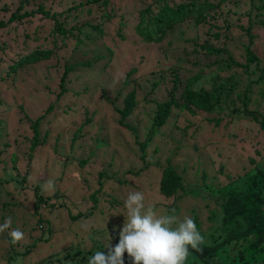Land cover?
Segmentation results:
<instances>
[{"label":"rangeland","instance_id":"obj_1","mask_svg":"<svg viewBox=\"0 0 264 264\" xmlns=\"http://www.w3.org/2000/svg\"><path fill=\"white\" fill-rule=\"evenodd\" d=\"M117 3L125 10L130 7L132 0H118ZM248 8V0H229L220 11V22H223L226 14L227 22L222 24L228 23L230 29L215 41V45L224 49L235 61H243L244 48L248 44L243 30L247 27V20L245 17L237 20L236 15ZM226 10H229L228 13ZM261 18L264 20V16ZM5 19L6 16H3L2 20ZM6 30L10 33L0 32V44L6 42L7 47L4 51L0 50V56L8 54L6 60L9 61L8 58L14 59L12 52L23 44L18 36L20 30H12V27ZM204 31V28L195 30L186 24L175 28L159 44L137 41L133 47L130 45L133 37L128 36L130 43L115 42V47L110 51L106 49L110 43L104 38H94L92 42H84L81 46L59 50L48 61L20 67L10 80L0 82L3 126L0 131V176L5 168L12 165L15 166L13 173L23 175L27 172L23 189L14 190L7 185L4 190L9 195L8 199L14 197L21 203L20 208H12L16 217L20 222L29 219L27 212L31 210L34 201L31 188H45L48 181L54 183L55 190L45 191L47 195L64 196L65 193L76 205L72 211L73 221L58 222L52 230L53 237L39 244L38 253L32 252L25 264H34L46 253L59 252L68 247L67 251H70L77 247L79 238L87 235H90L95 248L100 244L98 237L102 233L101 237H110L112 242L109 241L108 244L111 242L110 245H114L117 241L114 243L112 240L113 232L110 228L115 233L114 221L125 214L123 204L127 194L131 191H143L147 192L151 203L152 198L156 200V194L146 190L151 187L149 182L157 179V168L163 167L167 160L177 170L190 193L179 192L180 199L175 203L157 194L160 199L156 200L160 201V205L155 208L157 213L174 215L178 222L185 216L195 219L198 231L203 233L204 244H211L214 240L221 242L225 238L229 224L222 226L219 224L220 214L212 213L217 209L213 200L220 202L222 198L220 193L213 190L218 186L215 175L222 176L225 172L240 174L236 171L240 165L245 167L243 170H250L255 166L259 170L263 169L264 138L258 137L256 129L241 119H234L226 126L220 123L211 130L212 125L205 126L201 123L202 114L192 117L184 111H173L175 114L155 131V135L141 152L133 136L118 127V116L111 105L120 106L121 97L115 98L116 91L123 88V80L131 68L135 69L133 78H140L149 73L157 74L176 63L183 64L185 54L192 47L185 39L197 42L205 37ZM261 32V37L256 39L252 48L263 57L264 29ZM72 63L78 66L72 75L66 77L69 79L66 93L56 99L63 65ZM190 71L194 72V69ZM203 71L207 73L209 69ZM49 106L52 107L51 111L40 123L38 145L29 151L33 134L22 117L21 110L29 118H34ZM151 117L147 108L139 106L129 118V122L137 128L138 142L145 138ZM78 127L82 131L70 144ZM213 142L220 143L209 145ZM222 143L228 149L220 148ZM232 146L237 149L233 155L240 164L238 166L233 162L234 158H228ZM134 172L136 173L133 174ZM121 181L125 185L124 182L120 185ZM96 191L100 192L93 201L97 203L86 201ZM106 199L108 200L102 206ZM116 206L118 210L111 216V210ZM148 206L145 203V207ZM57 215L55 213L48 218L53 220ZM61 218H64V213L56 219ZM208 231L211 232L207 234ZM1 235L0 264L6 253L3 250L6 242L3 234ZM28 241V237L24 235L20 242L26 244ZM237 245V242L224 245L214 258L215 264H225L228 259L234 258ZM45 248L46 251L43 250ZM53 262L52 260L50 263ZM185 264L202 263L189 255Z\"/></svg>","mask_w":264,"mask_h":264},{"label":"trees","instance_id":"obj_2","mask_svg":"<svg viewBox=\"0 0 264 264\" xmlns=\"http://www.w3.org/2000/svg\"><path fill=\"white\" fill-rule=\"evenodd\" d=\"M117 1L0 0V32L9 34L10 31L6 30L9 27H12V30H20L18 36L23 44L17 51L12 52L14 59L8 58L7 61L8 54H4L5 57L0 56V82L10 80L20 67L48 61L59 50L81 46L84 42H92L94 38H104L110 43L106 48L109 51L115 47V42H129L128 36L133 37L130 44L132 47L137 41L143 44H159L175 28L189 24L195 30L204 28L205 37L197 42L185 39L192 47L185 54L183 64L176 63L172 67L158 71L157 74L149 73L140 78H133L134 68L126 73L123 88L118 89L115 95V98L121 97V104L120 106L111 104L118 116V127L133 136L141 152L147 142L153 138L155 131L164 126L175 114L173 111H184L192 117L202 114L201 123L205 126L212 125L211 130L220 123L226 126L234 119H241L256 129L258 137L264 138V56L258 55L252 48L264 29V20L261 18L264 16V0H248L249 8L236 15L237 20L241 17L247 20V27L243 30L248 44L244 48L243 61H235L224 49L215 45V41L230 29L228 23L222 24L227 22L226 14L222 19L223 22H220L221 7L229 0H132L130 7L125 10ZM228 11L226 10L227 13ZM3 16H6L5 21L2 20ZM14 36L13 40H15ZM2 44L3 42L0 44V50L4 51L7 48L6 42ZM63 66L56 99L66 93V84L69 83L66 77L74 73L78 64ZM191 69H194V72H191ZM203 69H209V72L205 73ZM124 88L125 93H123ZM127 88L130 89L126 91ZM139 106L147 108L152 114L149 129L141 142L137 141L136 126L129 122L132 113ZM51 108L47 107L34 118H29L21 110V115L33 134L29 151L38 145L40 123ZM1 113L2 111H0V131L3 129ZM81 131L82 128L78 127L70 139V144ZM218 143L213 142L209 145L214 146ZM220 148L228 149L223 143ZM231 150L228 158H234L233 162H236L237 166L240 165L233 155L237 149L232 146ZM140 158L143 159L142 156ZM14 167L12 165L5 168L0 176V224L11 217V226L0 232L6 242L3 247L6 253L2 264H25L32 252L38 253L39 244L53 237L52 230L58 222L73 221L72 211L76 207L65 193L64 196L55 194L49 196L42 186H32L34 201L31 210L27 212L29 219L20 222L12 208H20L21 203L14 197L8 199V194L4 191L7 185L14 190H21L24 187L27 172L25 171L23 175L18 172L13 173ZM243 168L245 167L242 165L237 168L236 171L240 174L225 172L222 176L215 175L218 186L213 190L220 193L222 198L220 202L213 200L217 209L212 213L218 212L219 224L222 226L229 224V229L221 242L214 240L211 244H203L202 252L189 250V255H193L202 264H215L214 258L219 250L231 242L238 244L235 249L236 256L231 260L228 259V263L225 264H264V168L261 170L256 166L250 170ZM157 172V179L150 181L151 187H147L146 190L156 194V200H160L157 196L159 194L175 203L180 199L179 192L190 193L181 176L168 160L163 167L157 168ZM123 182L119 184L123 185ZM127 187L131 186L127 185ZM99 191L89 195L86 201L96 204L97 201H93L94 198L97 199ZM144 195L147 205L155 208L160 205V201L153 198L151 203L147 192ZM107 200L103 201L102 206ZM117 210V206L112 209L111 216ZM55 213L58 215L50 220L48 217ZM61 213H64V218L56 219ZM126 219L125 212L114 221L115 233L110 228L113 232L112 240L114 243L117 241L115 244L119 241V231ZM194 222L198 226L195 219ZM13 229L22 231L28 237V243L13 244L9 235ZM210 232L208 231L207 234ZM101 236L98 237L100 241L98 248L93 246L94 242L90 239V235H87L78 239L77 247L74 249L67 251L68 247L59 252L54 251L55 256L51 252L46 253L34 264H51L52 260L53 264H88L89 258L96 251L105 254L108 251L106 247L111 241L110 237ZM86 245L89 247L87 248ZM43 250L46 251V248ZM124 264H132L127 253L124 254Z\"/></svg>","mask_w":264,"mask_h":264},{"label":"clouds","instance_id":"obj_3","mask_svg":"<svg viewBox=\"0 0 264 264\" xmlns=\"http://www.w3.org/2000/svg\"><path fill=\"white\" fill-rule=\"evenodd\" d=\"M54 190V183L48 181L45 191ZM123 206L127 219L119 231L118 243L108 244L106 254L96 251L88 264H124L125 253L132 264H185L190 249L202 252L205 240L190 216L178 222L174 215L158 214L154 206L146 208L141 191L129 192ZM10 226L11 217H8L0 224V232ZM9 235L13 244L24 239L19 229H13Z\"/></svg>","mask_w":264,"mask_h":264}]
</instances>
